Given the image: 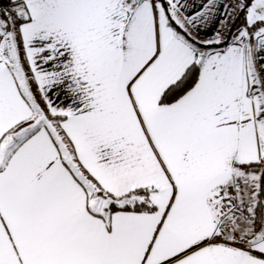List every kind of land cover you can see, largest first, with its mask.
Segmentation results:
<instances>
[{"label":"snow or ice","instance_id":"1","mask_svg":"<svg viewBox=\"0 0 264 264\" xmlns=\"http://www.w3.org/2000/svg\"><path fill=\"white\" fill-rule=\"evenodd\" d=\"M0 264H264V0H0Z\"/></svg>","mask_w":264,"mask_h":264}]
</instances>
